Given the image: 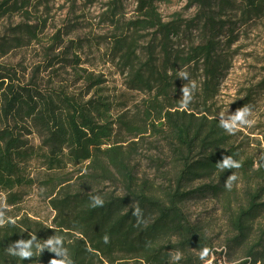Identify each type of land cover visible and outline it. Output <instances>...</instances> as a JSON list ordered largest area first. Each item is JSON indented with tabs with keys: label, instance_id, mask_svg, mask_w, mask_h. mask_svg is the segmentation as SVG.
Listing matches in <instances>:
<instances>
[{
	"label": "trees",
	"instance_id": "16d2710c",
	"mask_svg": "<svg viewBox=\"0 0 264 264\" xmlns=\"http://www.w3.org/2000/svg\"><path fill=\"white\" fill-rule=\"evenodd\" d=\"M122 1L114 0L109 11L111 24L120 28L112 54L127 75L128 89L146 96L136 116L123 112L114 118L116 106L121 105L104 95L103 76L81 70L70 84L57 81L58 66L71 65L77 71L80 59L75 53L70 60L51 48L31 73L7 61L27 39H37L40 23L19 25L10 36L0 38V198L8 205V217L15 219L14 225L0 228V264H50L59 257L47 250L31 260H19L6 254V248L31 237L43 243L55 234L64 238L72 264H169L170 252L177 250L182 253L178 264H201L200 250L207 247L212 253L220 247H214L189 218L185 210L189 200L211 196L227 205L237 244L247 236L250 223L264 216V160L255 161L241 151L233 135L219 127L208 104L216 97L225 69L218 37L227 23L221 20L233 13L242 26L263 21L264 0H187L196 14L186 26L205 37L201 44L182 51L173 42L187 28L181 26L178 14L172 22L163 20L157 3L166 0H137V18L126 24L119 20ZM28 8L29 0L3 1L0 23L21 14L28 19ZM234 34L227 29L229 45ZM146 38L150 39L141 47ZM70 45L72 50L79 48ZM191 68L202 71L204 78L205 111L200 113L178 105L177 71ZM79 84L81 89L74 90ZM260 84L264 90V78ZM32 137L40 141L38 146L32 145ZM147 137L162 144L170 159L167 172H156L158 179L138 171L134 148ZM226 155L241 167L218 171L216 163ZM34 168L43 171L41 179L31 176ZM232 172L238 179L229 191L224 184ZM253 177L263 184L248 188L246 203L232 209L238 183ZM200 182L203 185L195 187ZM37 184L48 191L46 199L56 213L50 226L19 209L26 192ZM94 195L103 198V207L89 206ZM134 202L143 210L144 222L139 226L130 207ZM261 228L260 240L246 258L264 264Z\"/></svg>",
	"mask_w": 264,
	"mask_h": 264
},
{
	"label": "rangeland",
	"instance_id": "374dc122",
	"mask_svg": "<svg viewBox=\"0 0 264 264\" xmlns=\"http://www.w3.org/2000/svg\"><path fill=\"white\" fill-rule=\"evenodd\" d=\"M5 0H0V4ZM114 0H29L30 15L23 14L13 19H5L0 23V38H6L12 34L19 25H39L37 39L24 43L23 47L15 48L6 58L7 61L16 65H23L28 73L46 57L45 53L51 48L57 54L66 53L69 59L73 54L78 55L80 65L75 68L65 65L58 68L56 78L58 82L70 84L75 74L81 70H88L96 75L103 76L104 95L117 101L121 106H116L113 112L114 118L123 112L129 116H136L142 109V101L146 97L143 93L132 92L127 87V75L122 73L120 63L113 58V38L120 34L119 30L111 24L109 11ZM137 0H123L119 8V20L122 24L137 18ZM187 0H166L157 3L158 10L165 22H172L175 14L181 17V26L187 28L186 33L173 42L174 48L179 51L187 50L191 45H199L204 39L201 32L190 31L186 26L195 14V9L187 7ZM234 14H228L221 22H226V30L220 34L218 53L224 59V72L219 80L218 92L213 101L209 102L212 115L219 119V114H234L240 104L252 107V119L255 121L251 127H243L233 135L235 145L241 147L250 158L255 161L264 160V90L261 81L264 78V20L255 24L242 26L239 18ZM240 17V16H238ZM233 29L234 39L229 45L227 29ZM56 37H60L57 42ZM150 38L141 41V47H145ZM79 45L78 49L69 48L70 43ZM186 71V70H185ZM51 72V71H49ZM47 72V74L49 73ZM191 81L197 85L194 98L187 110L200 113L205 111L202 97V84L204 78L202 71L194 68L187 70ZM46 74V77H47ZM53 79L51 77L49 80ZM179 99L182 97L181 88L188 83L179 79ZM81 89V84L73 88ZM140 106V108H138ZM40 141L32 137V145L38 146ZM138 150L136 161L140 164L141 175L158 179L157 171L167 172L170 168V159L163 145H156L155 139L148 137L134 148ZM159 160V163H154ZM43 171L32 170L31 176L39 180ZM263 184L257 177L240 180L237 195L231 201L232 209L244 205L245 191ZM197 183L195 187L202 186ZM108 191V190H106ZM47 190L39 188L38 184L26 192L23 202L20 204V212L33 219L52 225L56 213L50 208L46 199ZM4 201V198H0ZM9 209L8 211H11ZM191 221L200 225L203 232L213 242L214 247H226L230 253L231 261H240L247 257L248 250L260 240V230L264 227V216L258 215L250 223L247 236L238 239L237 234L229 224V208L221 201L211 196H202L191 199L185 207ZM15 214L17 210H14ZM6 215L8 216L7 212ZM234 241V242H233ZM131 264H138L132 262Z\"/></svg>",
	"mask_w": 264,
	"mask_h": 264
},
{
	"label": "clouds",
	"instance_id": "9594fccd",
	"mask_svg": "<svg viewBox=\"0 0 264 264\" xmlns=\"http://www.w3.org/2000/svg\"><path fill=\"white\" fill-rule=\"evenodd\" d=\"M177 76L179 79L188 81L182 88V97L178 101V105L182 109H187L191 104L194 98V93L197 90V85L195 82L191 81L189 78V73L184 69L177 71ZM252 117V107L250 105H244L243 107L237 109L234 114L225 115L223 112L219 114V127L223 129L226 133L234 135L239 129L243 127H251L255 123ZM241 167L240 163L235 160L232 156L226 155L222 158L221 161L216 163V169L218 171H225L231 169H239ZM225 184V189L231 191L233 185L237 181V175L232 172ZM104 200L99 195L90 196V207H103ZM132 215L136 217L137 226L144 222L143 210L139 207L138 203L134 202L131 206ZM8 205L5 201H0V228L6 227L9 224L14 225L15 219L8 217L6 215V210ZM104 242H109V237H104ZM45 250L55 254L59 259L53 258L50 261V264H72L71 259L68 256V250L64 247V238L55 234L52 237H49L43 243H40L35 237L24 240L13 242L9 244L6 248V254L16 257L19 260H31L33 256L37 253H43ZM211 251L209 248L205 247L200 250L198 254V259L201 261V264H212ZM182 259V253L180 251L170 252V262L169 264H178Z\"/></svg>",
	"mask_w": 264,
	"mask_h": 264
},
{
	"label": "built area",
	"instance_id": "2783aa9c",
	"mask_svg": "<svg viewBox=\"0 0 264 264\" xmlns=\"http://www.w3.org/2000/svg\"><path fill=\"white\" fill-rule=\"evenodd\" d=\"M212 264H262L252 258H245L237 262H231L229 259V251L226 247L215 248L209 257Z\"/></svg>",
	"mask_w": 264,
	"mask_h": 264
}]
</instances>
